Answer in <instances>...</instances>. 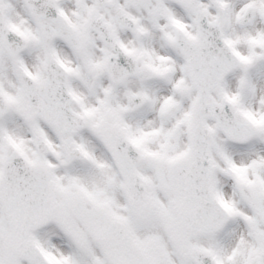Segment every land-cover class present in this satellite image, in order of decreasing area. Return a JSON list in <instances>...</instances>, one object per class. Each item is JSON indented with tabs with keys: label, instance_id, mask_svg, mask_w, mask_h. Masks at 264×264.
<instances>
[{
	"label": "rangeland",
	"instance_id": "rangeland-1",
	"mask_svg": "<svg viewBox=\"0 0 264 264\" xmlns=\"http://www.w3.org/2000/svg\"><path fill=\"white\" fill-rule=\"evenodd\" d=\"M119 1L120 0H116L117 8L115 10L112 8L108 9L107 12L112 14L120 9L122 4ZM218 1L220 3L218 7H214L204 0H196L194 1V4H196L197 7L204 8L208 12L211 21H216L222 26L224 34L227 36L232 48L236 51L235 53L241 61V68L230 78L221 82L217 88L213 89L209 95L208 101L217 103H221L223 100L229 101L236 119L240 123L250 125L252 130H254V138L252 141L247 142L245 146L236 147L220 134L214 121L209 120L205 121V123L212 129L210 144L213 160L215 156L218 157V159L215 158V170L219 173L218 180L221 179L222 181V179H229L224 182V185H222L223 191H217V195L224 205L229 200L233 206H238L243 200L235 182L246 179L250 172L253 171V180L255 178L254 182L257 186L260 184L258 175L264 168L259 162H255V166L252 167H238V171L232 170L233 173H231L228 168V165L233 166L235 158L238 162L242 156L248 155L251 150H257V148L264 150V94H260L261 91H264V0ZM126 4L127 6H124L127 8H132L129 7L132 4L135 5L138 12H142L143 10L148 11V15L142 13L140 16L143 20L144 26L149 32L152 30H154L152 32H157V28L163 24L160 21L162 15L158 16L155 13L153 0H145L142 4L136 0H126ZM188 6L189 7L185 10L188 12L189 17L190 15L192 17L194 15L192 9L195 7L192 5ZM247 11H252L253 14V18L249 24L244 23V16ZM72 13V16L68 19V24L75 27L72 18L76 13ZM221 16H224L225 18L222 20ZM163 29L164 28L162 27V30ZM174 33L175 32L168 36L164 33V39L169 37L174 39ZM145 34L146 31H144V35ZM135 53H138L137 56L141 63L140 69L143 70V72L138 78L129 79L122 85L108 86L106 93H110L111 97H114L113 93L119 92L120 90L127 95L148 93L149 103L145 109L137 115H129L130 117H128L127 114H124L121 123L125 125L124 121L139 119V121H135V124L138 125L140 124V120L147 121L150 116H153V120L160 122L159 126L166 123H174L173 129L170 131L167 129V125L161 127L163 130H166L165 139L163 140V143H167L165 144L167 151V153H165L166 158L163 159L161 158L162 155H160L156 160L145 159L139 166L142 170L141 172L143 173L144 171L145 173L143 174L148 177V201L152 206L148 211H137L134 207L127 204L122 191V182L119 179L117 172L114 171L115 169L113 166L108 163V159L105 156L102 157L101 161L97 159V165L98 167L101 163L105 165L103 167L106 174L104 172L100 173L102 179H106L111 188V196L102 202H100L99 199L96 200L98 203L102 204L99 209H104L109 215H111V217L125 218L129 221L134 231H136V241L140 244L143 251L147 252L149 261H153L156 264H190L186 257V246L189 244L191 237L186 232H181L182 230L179 229L177 224L178 208L183 199L171 177L170 170L176 160L190 150L189 143L186 140L188 139V128L191 125L193 107L198 99V91L193 87L188 75L185 60L180 54H178L177 50H175L174 54L175 57L180 59V68L182 70L180 74L177 75L182 76V79L179 82L174 81L175 77H173L175 63L170 64L171 66L168 67L171 70L170 75L168 74L164 76L163 72L167 69H162L160 75L156 76V74L153 73L155 72L154 70L156 69V66L147 58L145 49L137 48V52ZM63 55L66 57H72L75 61H78L79 59H89L88 51L81 56L79 55L77 59L75 53L71 55L66 50L63 51ZM2 81H7L4 74L2 76ZM133 84L137 85L139 91H131ZM86 87L88 86L86 85ZM160 87L167 88V94L156 96L157 92L155 91ZM13 92L17 94L16 90H13ZM18 97L25 100L26 104V98L23 93ZM115 97L117 100L118 96ZM21 104L24 103H15L16 110H18V107ZM179 104L181 105L180 111L177 113L175 112L174 107ZM112 107L113 108L111 109L113 113L128 110V106H122L121 102L115 103ZM155 107L157 108L156 110ZM176 113L177 115L175 117ZM13 120V112L9 116L0 119V172L2 159L6 154L5 148L9 144L15 149H23L33 156L37 155L31 145L33 144L34 134L36 132L39 134L41 133V126H30L25 123H18L17 121H14L13 123ZM21 120L22 119H20V121ZM183 134L185 136H183ZM141 135L143 142L145 141V143L155 140L154 137L145 136L147 134L143 131H141ZM184 137L186 140H184ZM65 161L67 163H64ZM69 162L70 161L65 159L64 161H60V165L64 167L65 177L64 179L58 180L57 189L63 192L65 200H67L66 202L70 203V200L73 199L72 193L78 187L83 189V186L76 182L71 176V173H74V170L72 172L67 171L68 168L74 169L76 167L75 163L72 165V162ZM49 167L55 169V165H49ZM64 184L67 186H64ZM223 199L225 203L223 202ZM163 200H166V203L163 202ZM71 205L72 204L69 206ZM233 215L234 218H236L240 217L242 213L237 210ZM77 216L80 220L79 223L72 218L71 212L67 211L63 215V218L66 220L64 224H61V219H57L50 229H47L41 235L36 236L41 242H38V244L43 253V258L47 259L50 264H107L105 258L107 256L106 250L108 249L103 248V246H100L101 251H99L100 255H98L97 250L93 248L92 243L85 244L79 241L78 246H71L69 249L68 245L64 244L69 241L73 243V240L68 236L69 234H66V229L64 230V233H61V227L59 226L62 225L63 227L77 230L78 233H81L80 236L78 235L79 237H86V235H82L83 225L91 227L89 220L85 218L81 220V216ZM58 217H60V215ZM252 222L255 224L256 229L261 232L257 218L252 217ZM169 227L173 228L174 231H171ZM58 229L60 231V237L58 235ZM165 231H167V233H165ZM224 232L226 231L224 230L221 234ZM253 233L252 237L255 238L256 236L253 235ZM121 251L123 253L121 258L116 259L111 255L109 264L124 263L128 255L125 254L123 247L121 248ZM0 264H43L38 257L33 261H28L16 255L12 228L1 204Z\"/></svg>",
	"mask_w": 264,
	"mask_h": 264
},
{
	"label": "flooded vegetation",
	"instance_id": "flooded-vegetation-1",
	"mask_svg": "<svg viewBox=\"0 0 264 264\" xmlns=\"http://www.w3.org/2000/svg\"><path fill=\"white\" fill-rule=\"evenodd\" d=\"M40 1L43 2V0ZM181 1H184V3H187L188 5L190 2V0ZM57 2L62 12L76 13V15L72 18V21L75 23V27L69 25V21L62 16L57 17L52 15L51 17L47 16L45 19L36 17L28 9L25 0H0V10H2L6 24L9 27L24 33L26 36L28 34H38L42 39V46L38 49H34V52L30 57H26L28 59L27 64H29L34 70L36 79H33L26 73H23L18 59L12 58L11 56L6 55L4 52L3 55L0 53V86L2 85L9 98L13 99L15 102L24 103L18 107V110H20L24 107L25 101L20 99L18 96L22 92L34 93L36 91L38 85L37 80L42 81L46 78L47 60L55 59L73 68V71H66L69 87L75 94L84 96L83 100L88 106H90L92 109H97L96 113L94 114V118H87V114H85L83 109L84 107L78 100L75 99L71 103V108L75 113L85 118L87 123V130L85 134L73 135L71 133H63L60 130L53 128L49 124L40 121L39 123L43 127L45 134L44 137L50 141L49 143L51 145L52 151L47 157H41L38 154L36 156L28 154V157L34 162L43 163L46 166V170L50 176L52 197L56 209L54 221L61 219V224H64L66 220L63 218V209L64 207L72 204L75 208V214L73 217L79 215L81 216V220L85 218L89 220L91 224V227L83 225V228L86 232V237H79L81 233L76 232L75 238L78 240L84 238H95L96 240L99 232L107 228L112 218L107 211L99 209L102 204L98 203L96 199H99L100 202L108 199V197L111 196V188L109 187L106 179L104 180L101 177L100 172L105 173L103 167L105 165L101 163V165L97 167L94 161L93 165H91L86 170L84 167L88 166L91 160H95V158L101 161L103 156H108L102 142L97 137L94 128L104 120L111 125H116L118 123L119 119L112 113L111 108H113L112 105L114 106L115 103L123 102L126 99L127 94L120 90L119 92L113 93L114 97H111L110 93H106L108 90L107 87L112 85L108 74L103 72L101 78H95L93 76L92 68L94 66H100L102 70L106 57L114 53L110 47L106 46L100 41L99 36L95 31H90L88 33L87 48L89 59L75 61L72 57H63V51L70 44H74V47L80 51L76 38L84 31L85 22L89 14L93 11H97L95 0H57ZM139 2L142 4L143 0H140ZM122 4L123 6H127L126 0H123ZM153 6L155 8V13L158 16L167 14V11H169L175 14L177 19L186 21L187 24L191 26V19L189 18V20H186L185 12L178 7H174L170 0H153ZM129 7L132 8H125L135 16L146 13L144 10L142 12H138V10H136V6L133 4ZM112 8L114 10L117 8L116 0H112V4L110 6L101 9L99 12L105 18V20L116 29L117 37L124 49L137 58L138 67L140 68L141 63L137 56L138 53H135L137 52V48L145 49L151 58L159 61V53L165 52L163 48L164 46L161 44V42L159 40L148 41L145 45L139 31L126 33L118 30L115 17L119 9L112 14L107 12L108 9ZM43 24L47 26L49 25L53 28V31L56 35L55 40H49L43 36L41 29ZM167 26L173 29L171 25ZM194 33L195 32H192V34ZM51 69L55 70L53 65H51ZM141 73L142 71L140 74ZM3 74L7 79L6 82L2 81ZM135 78H138V76ZM86 85L88 87H86ZM13 90H16L17 94H15ZM115 96H118L117 100ZM62 104H64V102H62ZM16 120H18V115L14 116L13 123ZM122 128L124 131L126 130L125 127ZM132 130L133 131H130V133L138 140L140 144L139 149L146 153L144 154L146 155L147 159L156 160L160 155H162L161 158H166L165 153H167V151H165V148L157 151L155 148H153V146H151L150 143H143L141 131L147 132L149 130L148 127L143 125H133ZM158 132L160 141L163 142L166 131L159 129ZM253 138L250 141H252ZM69 144L75 153L76 151L79 153V158L77 161H75L71 156L72 152L70 151ZM231 144L236 147L241 146L239 144ZM7 149L10 151V148ZM215 158L218 159L216 156ZM215 158L213 160L212 157V184L214 190L217 193L219 190L223 191L222 185H224V182L228 181L229 179H222V181L221 179L218 180L219 173H217V170H215L214 166L216 163ZM64 159L70 161L69 163L72 162V165L73 163L77 165L74 169L68 168L67 171L72 172L74 170V173H71V176L90 192L91 199L85 195L83 191L76 189L72 193V198L74 200L71 199L69 203L66 202L67 200H65L63 192L57 189L58 180L64 179L65 177L64 167L60 165V161H64ZM255 162H259L261 166H264V150L261 148H257V150H251L248 155L242 156L238 162L235 158L233 161V166L228 165V168L230 172L233 173L232 170L238 171V167L255 166ZM64 163L67 162L65 161ZM49 165H55V169H51ZM143 173L145 172L143 171ZM258 176L260 179V184L257 186L254 182L255 178L253 180V171L250 172L246 179L235 182V185L239 188L240 196L242 189L247 188L249 191L247 197L252 201L250 204L246 203L242 199L243 202L240 205L233 206L229 200L227 203H225L223 199L226 210L230 215L227 224L223 228L215 232L203 234H198L186 229V233L191 237L189 244L186 246V257L190 264H194L191 257L196 250H202V252H205L204 256H206V264H212L208 260L211 254L217 259L219 264H264V168ZM64 186L67 185L64 184ZM237 210H239L242 215L240 217L234 218L233 213ZM59 215L60 217H58ZM252 217L257 218L259 221L261 232L256 229L255 224L252 222ZM79 222L80 220L78 223ZM224 230L226 232L221 234ZM252 233L257 238H253ZM104 247L108 249L106 250L107 256L105 258L107 264L110 263L109 260L111 255L116 259L121 258L122 255L117 256L115 254V256L111 254V245L106 244ZM125 251L126 254L130 255V252L126 248ZM139 259L141 261H146V258L144 257ZM123 264H127V260H125Z\"/></svg>",
	"mask_w": 264,
	"mask_h": 264
},
{
	"label": "water",
	"instance_id": "water-1",
	"mask_svg": "<svg viewBox=\"0 0 264 264\" xmlns=\"http://www.w3.org/2000/svg\"><path fill=\"white\" fill-rule=\"evenodd\" d=\"M210 1L214 5L217 4L215 0ZM200 18H198V21H200V26L203 28L204 23ZM249 20L250 15H247L246 21L248 22ZM206 38L209 41L212 40L205 33L203 39ZM0 40L12 52L17 49L18 54H20L26 49L24 45L21 47V43L17 42V38L9 34V31L4 29L1 24ZM199 41L187 43L185 45L187 49L184 45L182 47L185 56H187L190 73L201 90V97L195 107L193 125L190 129L192 153L181 159L173 167V176L177 181L179 191L185 199V204L181 205L179 210L181 223L197 231L208 229L212 231L221 225L218 221L221 215L217 214L214 217L215 210L218 212L219 210L216 208L215 203L217 202L213 196L210 184L212 169L208 155L207 140L209 138V130L203 125L202 119L204 116L214 117L224 134L236 141H246L252 133L246 127L239 128L227 103L224 102L221 106L205 103L207 91L213 88L221 78L226 77L237 68V62L220 35H218L214 43L208 44L207 47ZM4 101L0 92V116L5 115L9 109L8 104ZM48 112L53 115L51 107L45 110L43 109V103L42 107H40L38 100H34V104L25 110V116L32 115L33 118L34 116L45 118ZM55 112L58 115L63 114L62 111ZM48 118L53 124L60 126L54 119ZM79 125L75 126L76 128L73 127L77 132L84 128L82 122ZM100 135L112 152L114 161L125 180L126 195L129 201L134 203L141 202L146 198V190L143 179L135 171V167L141 162V157L129 145L130 143H127V139L118 134L116 129L112 130L105 126L100 131ZM112 140L115 141L112 142ZM117 143L121 144L122 147L116 148L115 145ZM39 144H41L40 141L37 142V146ZM37 169L20 152H16L11 158L3 162V172L0 176V202L5 205L8 217H11L13 211H17L18 207L24 210L20 200L14 202L12 200L14 199L11 195L12 190L15 189L17 191L19 186L27 192L40 193L44 202L45 206L38 203V201L35 203L36 206H34V195L29 196L28 198L33 201L32 204H29L30 217L27 221L15 220L17 252L29 260L36 257L34 243L30 234L48 225L53 216V208L47 198V194L50 192L47 177L40 167L37 166ZM36 176H41V183L36 182ZM144 208L146 209L147 205ZM116 224H119L117 228L122 227L126 230L125 224L121 222Z\"/></svg>",
	"mask_w": 264,
	"mask_h": 264
},
{
	"label": "bare ground",
	"instance_id": "bare-ground-1",
	"mask_svg": "<svg viewBox=\"0 0 264 264\" xmlns=\"http://www.w3.org/2000/svg\"><path fill=\"white\" fill-rule=\"evenodd\" d=\"M263 93L264 94V91H261L260 94ZM260 99V98H259ZM59 256V255H58Z\"/></svg>",
	"mask_w": 264,
	"mask_h": 264
}]
</instances>
